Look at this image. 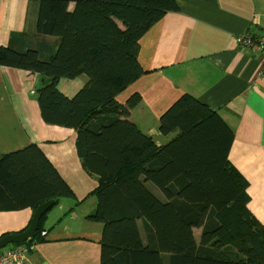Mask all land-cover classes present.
Segmentation results:
<instances>
[{
    "label": "trees",
    "instance_id": "obj_1",
    "mask_svg": "<svg viewBox=\"0 0 264 264\" xmlns=\"http://www.w3.org/2000/svg\"><path fill=\"white\" fill-rule=\"evenodd\" d=\"M26 2L31 27L10 32L0 66L45 76L37 91L41 119L75 131L79 162L96 177L86 219L102 226L99 264H264V223L248 209L247 181L228 159L233 132L219 112L182 95L159 116L156 142L129 119L140 94L116 98L144 73L141 35L178 3ZM80 75L86 80L71 96L56 86ZM74 197L35 144L0 156V211H34L54 200L25 246L45 241L48 213ZM126 218L137 221V244Z\"/></svg>",
    "mask_w": 264,
    "mask_h": 264
},
{
    "label": "crops",
    "instance_id": "obj_2",
    "mask_svg": "<svg viewBox=\"0 0 264 264\" xmlns=\"http://www.w3.org/2000/svg\"><path fill=\"white\" fill-rule=\"evenodd\" d=\"M27 0H0V44L10 32L31 27ZM179 8L165 13L139 39L137 60L144 73L116 98L123 102L137 92L141 101L129 112L138 127L153 137L158 118L182 95L217 110L233 131L229 160L246 179L249 210L264 223V52L236 42L248 33L264 36V0H175ZM81 76L59 78V90L71 96L84 82ZM41 74L0 66V156L35 144L73 190L61 201V215L72 223L47 226L43 242L27 247L23 264H99L101 225L86 219L94 210L95 188L75 151V131L46 124L33 98L47 82ZM40 84V85H39ZM94 185V186H93ZM86 205L85 207H83ZM28 208L0 211V235L18 232L30 222ZM76 220H73L75 219ZM85 226H78V223ZM129 237L138 242L137 221L125 219Z\"/></svg>",
    "mask_w": 264,
    "mask_h": 264
},
{
    "label": "built area",
    "instance_id": "obj_3",
    "mask_svg": "<svg viewBox=\"0 0 264 264\" xmlns=\"http://www.w3.org/2000/svg\"><path fill=\"white\" fill-rule=\"evenodd\" d=\"M236 42L242 46H250L254 51L260 49L264 52V36L254 38L248 33H241L236 36ZM27 249L25 245H10L5 247L0 252V264H23Z\"/></svg>",
    "mask_w": 264,
    "mask_h": 264
},
{
    "label": "water",
    "instance_id": "obj_4",
    "mask_svg": "<svg viewBox=\"0 0 264 264\" xmlns=\"http://www.w3.org/2000/svg\"><path fill=\"white\" fill-rule=\"evenodd\" d=\"M53 203L54 200H49L38 205L31 215L28 226L22 231L8 233L0 237V249L8 244H23L26 240L30 239L37 229L40 217L53 205Z\"/></svg>",
    "mask_w": 264,
    "mask_h": 264
},
{
    "label": "rangeland",
    "instance_id": "obj_5",
    "mask_svg": "<svg viewBox=\"0 0 264 264\" xmlns=\"http://www.w3.org/2000/svg\"><path fill=\"white\" fill-rule=\"evenodd\" d=\"M1 45V44H0ZM250 47V46H249ZM12 68H15V67H12ZM16 69H22V68H19V67H16ZM22 70H25V69H22ZM27 72H29L28 70H26ZM81 80L82 81H84V80H86V77L85 76H81ZM40 85V84H39ZM61 85V83L60 82H56V86L59 88V86ZM36 90H35V93H34V96H33V98L36 100ZM172 105V104H171ZM170 105V106H171ZM169 106V107H170ZM166 110V109H165ZM164 110V111H165ZM212 110V109H211ZM213 111H215V110H213ZM220 114V113H219ZM130 119V118H129ZM130 120H132V119H130ZM133 121V120H132ZM134 122V121H133ZM233 132V131H232ZM228 159H229V152H228ZM88 175H89V177H91V180L93 181V182H95L96 181V177L93 175V174H89L88 173ZM97 184V183H96ZM94 186V185H93ZM72 188V187H71ZM73 189V188H72ZM157 189V188H156ZM156 194H160L161 192L157 189V190H153ZM66 199H68V198H63V199H61L60 200V202L55 206V208L52 210V213H51V215H50V218L52 219V222L50 221L49 223H48V226L49 225H54V224H58V220L61 218V216L63 217V218H65V216L66 215H61V213L63 212V211H61V208H62V206H61V201H63V200H66ZM86 205H84L83 207H85ZM249 209V208H248ZM82 211H81V209L80 208H77V209H75V210H73L72 212H70L69 214H68V216L65 218V220H64V224H66V223H72L71 221L72 220H69V218L70 217H76V215L77 214H80ZM254 215V214H253ZM255 216V215H254ZM256 217V216H255ZM41 218V217H40ZM257 218V217H256ZM73 220H76V218L75 219H73ZM39 223V222H38ZM47 221L45 222V224H44V227H48L47 225ZM100 224V223H99ZM78 226H85L86 224L85 223H78L77 224ZM101 225V224H100ZM28 226V225H27ZM26 226V227H27ZM25 227V228H26ZM38 227V226H37ZM102 227V226H101ZM101 232V231H100ZM44 234H45V232H44ZM44 234H42V231H41V235L42 236H44ZM10 245H25V244H8V245H6L5 247H7V246H10ZM5 247H3V248H1L0 249V252L5 248Z\"/></svg>",
    "mask_w": 264,
    "mask_h": 264
}]
</instances>
